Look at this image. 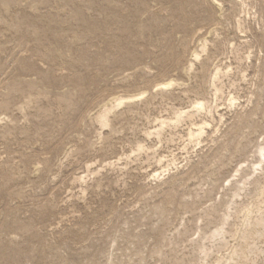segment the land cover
Wrapping results in <instances>:
<instances>
[{"label":"rangeland","instance_id":"1","mask_svg":"<svg viewBox=\"0 0 264 264\" xmlns=\"http://www.w3.org/2000/svg\"><path fill=\"white\" fill-rule=\"evenodd\" d=\"M256 5L264 13V0ZM224 8L226 21L206 0H0V264H107L116 245L123 264L197 263L187 239L218 222L222 185L264 138V85L257 114L241 125V113L222 110L227 139L204 143L186 167L180 141L163 143L160 152L180 162L173 180L146 177L144 156L122 173L105 166L84 195L73 177L88 161L100 168L129 153L155 116L188 104L157 95L99 139L91 115L110 94L186 81L183 66L202 37L218 42L215 62H229L226 50L245 38ZM250 27L264 55V21ZM211 68L200 69L202 82ZM249 88L237 87L240 101Z\"/></svg>","mask_w":264,"mask_h":264},{"label":"bare ground","instance_id":"2","mask_svg":"<svg viewBox=\"0 0 264 264\" xmlns=\"http://www.w3.org/2000/svg\"><path fill=\"white\" fill-rule=\"evenodd\" d=\"M206 1L216 9L218 18L225 21L229 18L225 17L224 3H229L234 12L233 29L237 34L244 35L245 39L238 45L230 44L226 50L230 55L229 62L221 64L215 62L219 52L218 42L202 37L183 66L186 81L169 77L155 82L151 91L110 94L91 115L99 139L102 130L108 128L112 132V126L122 121V116L133 114L138 106H150L157 95L162 98L168 93L172 100H180L184 96L188 104L174 108L167 115L155 116L150 125L142 130V139L129 153L104 160L100 168H92L95 162H86L85 171L73 177V183L78 184L81 195L91 185L88 183L89 177L98 175L105 166L122 173L129 160L135 161L143 156L141 160L147 163L144 168L146 177L156 181L165 178L173 180L180 162L174 152H160L163 143L169 144L175 138L180 141L179 150L184 154L183 167H186L190 163V154L200 156L204 143L214 142L219 137L224 138L223 142L227 139L228 128L221 131L227 122L226 112L236 110L237 114L241 113V125L257 114L264 85V55L260 43L253 50L254 42L246 34L251 22L259 25L264 21L263 9L260 7V11L257 10L256 0ZM208 62L212 68L202 82L199 79L200 69ZM248 69H251V75ZM192 79L195 81L190 85L187 81L191 82ZM242 84L253 87L251 90L249 88L244 102L240 101L237 90ZM189 92L193 93L192 98L188 96ZM253 96L256 97L255 102L247 110ZM24 109L25 105H22L20 111L24 112ZM6 118L0 115V122ZM261 118L264 119V111ZM179 128L183 129L182 134L178 133ZM239 145L240 142L236 147ZM253 158L251 161H241L232 177L227 179V185H222L220 199L224 209L218 222L208 228L199 226L197 237L187 239L198 259L197 263L192 264H264V138L257 145ZM152 164L153 168L147 171ZM201 219L203 222L204 216ZM142 235L139 233L135 237ZM121 251L116 245L108 254L107 264H123Z\"/></svg>","mask_w":264,"mask_h":264}]
</instances>
